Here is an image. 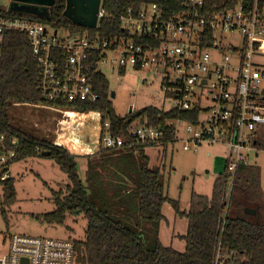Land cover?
Instances as JSON below:
<instances>
[{"label": "built area", "instance_id": "2783aa9c", "mask_svg": "<svg viewBox=\"0 0 264 264\" xmlns=\"http://www.w3.org/2000/svg\"><path fill=\"white\" fill-rule=\"evenodd\" d=\"M126 1L129 5L118 15L120 31L109 38L0 17V45L7 30L26 34L39 66L38 88L49 102H95L92 73H102L104 66L152 71L171 103L162 109L187 113L186 119L165 123L173 142H182L183 150L224 145L230 190L237 167L250 164L252 153H264V65L256 60L264 57V0ZM106 17L116 15L107 14L99 0L93 28ZM44 107L80 115L92 111ZM94 112L101 119V112ZM165 130L135 121L126 138L130 143H154ZM126 138L112 133L107 119L101 121L103 148L122 147ZM72 142L79 144V139ZM12 151L0 134V184L10 177L7 157ZM73 258L71 239L13 233L0 264H73ZM218 261L217 251L213 264ZM227 264H233L232 259Z\"/></svg>", "mask_w": 264, "mask_h": 264}, {"label": "trees", "instance_id": "16d2710c", "mask_svg": "<svg viewBox=\"0 0 264 264\" xmlns=\"http://www.w3.org/2000/svg\"><path fill=\"white\" fill-rule=\"evenodd\" d=\"M65 1L54 0L47 17L12 12L5 6H0V17L39 22L64 31L88 32L99 38H109L120 31L118 15L122 8L129 5L126 0H103L106 13L116 17L102 18L97 28H89L76 25L63 16ZM92 78L93 89L98 93L95 102L61 104L47 101L37 85L39 66L26 34L18 29L4 32L0 45V134L5 135V144L13 150L9 162L42 156L41 151L47 150L49 154L44 157L53 159L65 173L68 180L66 186L53 192L54 208L42 218L50 224H63L69 214H82L85 218L84 237H68L74 244L73 264H213L217 251L218 264H227L231 259L233 264H264V195L255 184V165L237 167L228 196V175L221 173L214 178L209 196L191 191L187 206L182 207L179 199L170 198L165 192L164 174L158 166L148 165L149 157L145 149L172 143L173 137L165 123L175 117L186 119L187 113L146 106L120 115L112 105L106 76L92 73ZM13 104L56 106L78 112L100 111L101 121L107 119L111 132L124 139L130 124L135 121L160 125L166 133L154 143H130L126 138L122 147L102 148L98 153L99 159H89L85 171L87 183L84 184L78 174L76 155L65 143H57L45 136L38 137L11 122L9 109ZM128 151H138L141 166L135 177L127 174L126 178H121L125 188L117 178L107 183L100 180L101 175L91 172V166L98 161L112 160V157L122 156ZM0 185V213L5 215V206L16 200L14 179L9 177ZM104 189L115 202L108 203L100 198L99 191ZM165 204L171 206L174 215L186 219V232L180 236L184 242L183 250L163 245L157 238L149 244L138 224L133 222L134 225H131L122 219L124 214H129L130 218L126 217V220L132 222L131 214L134 213L143 223L151 222L157 226L165 220ZM246 209H252L254 213L250 215L245 212Z\"/></svg>", "mask_w": 264, "mask_h": 264}, {"label": "rangeland", "instance_id": "374dc122", "mask_svg": "<svg viewBox=\"0 0 264 264\" xmlns=\"http://www.w3.org/2000/svg\"><path fill=\"white\" fill-rule=\"evenodd\" d=\"M8 2L9 0H0V6H5ZM59 34L63 35L64 32L59 31ZM256 60L259 61V65H264V57H256ZM102 73L108 79L109 91L114 93V96L110 97L112 105L120 115L126 114L129 107L132 108V111L146 106L166 109L171 104L170 100L164 97L159 87V77L152 71L135 69L131 66H126L122 71H119L104 66ZM9 115L14 125L38 137L49 138L52 137L50 128L58 127L57 123L62 118L58 112L49 111L41 105L32 106L30 104L12 106L9 109ZM63 120L65 121V119ZM67 122L73 125L72 122ZM73 122L78 123L77 119ZM82 123L86 126L93 125V130H96L95 127L97 128L96 124H98L88 115L83 116ZM90 133L94 136L93 132ZM79 135L82 142L85 143V138L88 136H85L84 131L80 132ZM145 153L149 157L148 165L158 166L164 174L167 195L170 198L179 199L182 207L187 206L191 191L209 196L214 178L225 171V146L222 144H202L197 150H183L182 142L174 141L165 147L159 145L147 147ZM11 155H8L7 158L9 159ZM250 157L249 165H255L257 168V180L255 181L257 190L264 195V153L258 152L255 155L252 153ZM109 159L106 158L95 163L91 166V172L101 175L100 180L103 179L107 183L117 178L118 182L120 181L119 184L125 188L121 178H126L127 174L135 177L134 175L141 166L138 151H128L122 156ZM7 168L10 177L14 179L16 200L13 204L5 206V215L0 213V255L6 252L8 235L13 233L58 239L68 237L80 239L84 237L86 220L82 214L67 215L63 224L46 223L42 218L43 214L54 208L53 192L64 189L68 182L65 173L60 170L53 159L33 156L10 161ZM86 169L84 164L79 166V175L84 184L87 183ZM128 183L130 186L132 185V182ZM1 189L0 185V206ZM105 190L99 191V195L102 196L100 198L108 203L115 202ZM229 191H227V195H229ZM125 206L128 208V205ZM163 214L165 220L157 226L151 222L143 223L136 218L134 213L131 214L132 222H129L130 219L126 220V217L130 218L129 214H124L122 219L131 225H134L133 222L138 224L143 237L148 239L149 244H152V241L157 238L163 245H170L177 250H183L184 242L180 236L186 232V219L174 215L169 204L164 205Z\"/></svg>", "mask_w": 264, "mask_h": 264}, {"label": "crops", "instance_id": "0c3cea01", "mask_svg": "<svg viewBox=\"0 0 264 264\" xmlns=\"http://www.w3.org/2000/svg\"><path fill=\"white\" fill-rule=\"evenodd\" d=\"M8 3L5 5V7H8ZM46 108L48 109L49 107H46ZM48 110L58 112L62 115L61 121H58L57 123V125L59 126L58 127L54 126L50 128V131L52 132L51 138H53L52 140H54L57 143H65L68 146V149L70 150V152L76 155L77 170L79 174V166L81 164H84V167L85 166L87 167L89 159L96 160L97 158H99L98 153L103 148L101 147L100 142H99L100 123H101L100 114L99 112H94V111L93 112L90 111L91 113L87 112L82 115L76 112L72 113L70 111H68L69 112L68 114H65L64 112H60V111H56L52 109H48ZM87 115L90 116L92 120L98 122V124H96L97 128L95 127L96 130L92 129L93 125L86 126L84 123H82L83 116H87ZM63 119H65V121ZM75 119H77L78 123L73 122ZM53 120H55V118H53ZM66 120L72 122L73 125L68 124ZM67 126H69V128H67ZM82 131H84L85 136H88V138H85L86 139L85 143L82 142V140L80 139L81 136L79 134ZM90 132H93L94 136H92ZM74 138L79 139V144H74L72 142Z\"/></svg>", "mask_w": 264, "mask_h": 264}, {"label": "water", "instance_id": "95a60500", "mask_svg": "<svg viewBox=\"0 0 264 264\" xmlns=\"http://www.w3.org/2000/svg\"><path fill=\"white\" fill-rule=\"evenodd\" d=\"M54 3V0H10L7 9L12 12L28 13L47 17L49 15V7ZM99 0H66L63 16L72 23L84 27L93 28L97 22V10ZM114 93L111 91L110 97ZM132 108L129 107L131 112ZM42 156L49 154V151L43 150L40 153ZM246 213L253 214L254 210L246 209Z\"/></svg>", "mask_w": 264, "mask_h": 264}, {"label": "bare ground", "instance_id": "6f19581e", "mask_svg": "<svg viewBox=\"0 0 264 264\" xmlns=\"http://www.w3.org/2000/svg\"><path fill=\"white\" fill-rule=\"evenodd\" d=\"M65 114H68V113H65ZM69 115H71V114H69Z\"/></svg>", "mask_w": 264, "mask_h": 264}]
</instances>
